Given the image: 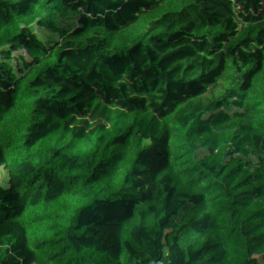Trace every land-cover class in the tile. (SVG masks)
I'll use <instances>...</instances> for the list:
<instances>
[{
  "label": "trees",
  "instance_id": "trees-1",
  "mask_svg": "<svg viewBox=\"0 0 264 264\" xmlns=\"http://www.w3.org/2000/svg\"><path fill=\"white\" fill-rule=\"evenodd\" d=\"M0 264H264V0H0Z\"/></svg>",
  "mask_w": 264,
  "mask_h": 264
},
{
  "label": "rangeland",
  "instance_id": "rangeland-1",
  "mask_svg": "<svg viewBox=\"0 0 264 264\" xmlns=\"http://www.w3.org/2000/svg\"><path fill=\"white\" fill-rule=\"evenodd\" d=\"M130 16H131L134 23H139L140 17L138 16L137 7H135L134 5H132V7H131Z\"/></svg>",
  "mask_w": 264,
  "mask_h": 264
}]
</instances>
